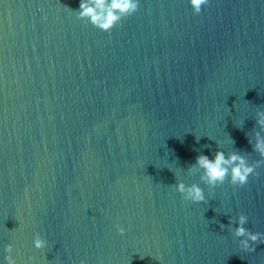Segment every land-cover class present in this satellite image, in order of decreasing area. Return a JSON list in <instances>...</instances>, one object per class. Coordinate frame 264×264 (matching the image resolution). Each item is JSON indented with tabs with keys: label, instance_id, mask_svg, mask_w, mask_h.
Instances as JSON below:
<instances>
[{
	"label": "water",
	"instance_id": "obj_1",
	"mask_svg": "<svg viewBox=\"0 0 264 264\" xmlns=\"http://www.w3.org/2000/svg\"><path fill=\"white\" fill-rule=\"evenodd\" d=\"M132 3L0 0V264H264V0Z\"/></svg>",
	"mask_w": 264,
	"mask_h": 264
},
{
	"label": "clouds",
	"instance_id": "obj_2",
	"mask_svg": "<svg viewBox=\"0 0 264 264\" xmlns=\"http://www.w3.org/2000/svg\"><path fill=\"white\" fill-rule=\"evenodd\" d=\"M97 6L102 4L104 0H96ZM190 4L196 13L201 11L202 6L208 4V0H190ZM80 8L83 9L82 15L90 16L93 23H97L102 29H110L118 17L113 13L109 12L106 16L100 17L96 15L95 10L91 7L86 6L84 3L80 4ZM111 8L120 12L130 11L135 8L132 0H112ZM259 123V121H258ZM254 150L258 151L261 157H264V145L257 144ZM196 165L203 169L204 176L202 180L206 178L208 185H216L217 183H223L228 178L232 185L242 186L248 181V177L252 175L253 169L247 166L242 157L232 154L228 159L222 152L217 151L212 159H209L205 155H199L195 158ZM232 165L231 169L226 167ZM176 191L183 194V199L191 201L193 203H199L204 201V193L201 187L196 184L186 186L183 182H177L175 185ZM245 217H239V225H243ZM125 230L118 228L117 232L122 234ZM246 234V230L242 226H238L235 230V235L243 236ZM248 240L256 243L258 241L257 234H248ZM244 248H248L247 241L241 242ZM259 243H264V240H259ZM36 248L41 249L46 247V242L40 239L34 241ZM10 250V249H9ZM8 264H13L10 258ZM80 264H84L83 261Z\"/></svg>",
	"mask_w": 264,
	"mask_h": 264
}]
</instances>
